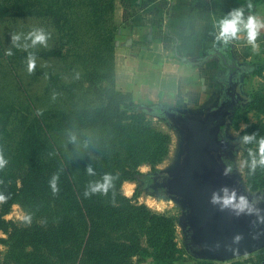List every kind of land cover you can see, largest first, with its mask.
I'll use <instances>...</instances> for the list:
<instances>
[{
  "label": "trees",
  "instance_id": "trees-1",
  "mask_svg": "<svg viewBox=\"0 0 264 264\" xmlns=\"http://www.w3.org/2000/svg\"><path fill=\"white\" fill-rule=\"evenodd\" d=\"M113 4L0 0V152L7 161L0 169V194L7 197L0 203V233L7 240L0 237V244H7L12 264H129L133 257L177 264L179 259L174 219L132 205L120 193L123 183L147 179L138 167L160 163L169 137L135 110L130 93L112 85ZM36 29L49 36L46 45L32 46L26 38ZM13 34L20 35V47L13 46ZM9 49L12 55L6 54ZM30 53L36 59L32 73ZM253 133L257 141L264 137V124L250 126L243 136ZM257 141L244 144L243 151L251 191L264 188V167L250 170L248 150L256 152ZM105 173L119 177L115 187L107 195L86 196ZM15 203L31 217L24 227L5 219Z\"/></svg>",
  "mask_w": 264,
  "mask_h": 264
},
{
  "label": "rangeland",
  "instance_id": "rangeland-1",
  "mask_svg": "<svg viewBox=\"0 0 264 264\" xmlns=\"http://www.w3.org/2000/svg\"><path fill=\"white\" fill-rule=\"evenodd\" d=\"M125 1V0H124ZM210 2L208 0H203ZM117 2L120 9L116 10ZM122 0H114L111 16V37L113 48V87L121 93H130L135 110L146 115L152 126L159 132L169 137L167 156L154 167L141 164L138 170L147 176L157 173L171 174L176 169L182 154V137L180 129L172 124L166 116L158 114L159 110L177 112L178 114H199L205 110L217 108L220 101L225 100L224 90L229 75L226 64L235 65L238 72L234 81L236 90L243 98V102L236 106L229 114L225 123L224 135L233 141L240 140L247 128L256 124H264V29L263 38L257 40L256 50L245 35H239L234 41L225 44L218 40V47L210 49L206 56L197 58L194 62L179 60L174 53L173 41L165 39L155 41L158 49L166 54L169 73H159L149 70L145 62L158 63L160 56L148 58L145 48L149 47L144 37H138L131 25L126 24V10ZM121 17V19H120ZM168 44V48H166ZM144 54V55H143ZM226 62V64H225ZM146 63V64H147ZM199 64L197 68L195 65ZM170 76L169 88L159 97L165 105H155V96L151 99V81L161 76ZM155 81V82H156ZM104 86H108L105 83ZM154 92L155 90L152 89ZM149 92V93H148ZM151 92V93H152ZM199 101L197 104L187 103ZM246 125V127H242ZM244 144H240L234 152L225 155L222 164L232 166L230 175L237 178L241 186V195L248 198L250 203H255L258 197L264 194V188L251 191L247 186L246 163L244 158ZM132 192L127 198L132 205H144L151 213L163 215L174 219L175 242L180 250L177 264L187 263L189 260H203L196 256V249L191 242V230L180 224V219L187 213L183 203L170 195L159 194L154 191V186L146 187L140 181L130 182ZM122 188V187H121ZM138 189L136 197H132L134 190ZM120 193L124 195L122 189ZM27 210L22 204L12 205L5 219L13 222L18 227L29 223ZM0 237L7 240V236L0 233ZM7 244H0V264H12L7 257ZM263 256L264 248L245 255ZM243 257V256H242ZM227 262V261H226ZM129 264H155L151 258L133 257Z\"/></svg>",
  "mask_w": 264,
  "mask_h": 264
},
{
  "label": "water",
  "instance_id": "water-1",
  "mask_svg": "<svg viewBox=\"0 0 264 264\" xmlns=\"http://www.w3.org/2000/svg\"><path fill=\"white\" fill-rule=\"evenodd\" d=\"M162 112L170 120V115ZM214 145L213 138L202 139L198 134L187 143V148L182 144L179 163L171 174L177 172L182 162H185L184 172L180 180L170 182V196L180 200L187 209L180 224L191 230L196 256L226 262L264 248V200L258 204L250 203L258 211L240 215L210 203L212 193L223 187L235 189L241 195L237 178L224 176L208 156L207 151Z\"/></svg>",
  "mask_w": 264,
  "mask_h": 264
},
{
  "label": "crops",
  "instance_id": "crops-1",
  "mask_svg": "<svg viewBox=\"0 0 264 264\" xmlns=\"http://www.w3.org/2000/svg\"><path fill=\"white\" fill-rule=\"evenodd\" d=\"M122 1L126 4L124 7L126 10V24L132 26L135 33L139 35L138 37L145 36L144 40L149 43V47L145 48L144 57L160 56L158 63L149 62L148 64L145 62L146 67L151 71L157 70L159 73H169L170 70H168L166 54L162 49H158L156 43H154L155 41L162 39L173 41L175 48L172 50H174L179 60L194 62L197 58L206 56L210 49L218 47L219 21L232 10L243 8L245 19L252 15L264 21V0H213L210 2L203 0ZM118 4L117 2L115 7L117 11L120 9ZM249 4H251V8H249ZM242 34L246 36L245 32H241L239 35ZM262 35L263 29L260 30L257 40L262 39ZM168 47V44H166V48ZM195 66L198 68L199 64ZM169 78L170 76L164 75L163 77L161 74L157 81H151V95H147L151 99L155 96V101L151 104L165 105L159 95L164 94L169 88ZM152 89L155 91L152 92ZM198 102L197 100L193 103L192 100L187 104L194 105ZM129 183H123L122 191L126 184L131 185ZM181 264H264V257L249 255L227 262L189 260L187 263Z\"/></svg>",
  "mask_w": 264,
  "mask_h": 264
},
{
  "label": "clouds",
  "instance_id": "clouds-1",
  "mask_svg": "<svg viewBox=\"0 0 264 264\" xmlns=\"http://www.w3.org/2000/svg\"><path fill=\"white\" fill-rule=\"evenodd\" d=\"M249 8H251V4H249ZM261 29H264V21H261L258 17L252 15H249L247 19H245L243 8H237L229 12L219 21V34L217 38L227 44L230 41L237 39L241 32H245L248 42L253 45V50L255 51L256 41ZM26 38L31 40L32 46H36L37 44L46 45L49 36L43 31V29H36L33 32H30ZM20 39V35H12L14 47H20L18 43ZM25 47H27V45H25ZM6 54L12 55L13 53L11 49H9ZM35 67V56L30 53L27 61L28 72L32 73L35 70ZM242 127H246V125H242ZM253 141H257V135L255 133L246 134L240 138L242 144H251ZM257 144L258 148L256 152H253L251 149L248 150V155L251 157V172H255L258 165L264 167V137H260ZM257 155L259 159H257ZM6 164L7 161L4 159L2 152H0V169L4 168ZM87 172L90 175H94L91 166L87 168ZM231 172L232 166L229 164L226 166L223 174L228 175ZM117 179H119L118 176H113L111 173H105L100 181H95L89 185V190L85 192V195L88 196L97 193L107 195L109 190L115 187L114 182ZM57 180V176H53L51 180V186L54 192L57 191ZM6 200L7 197L0 194V203L6 202ZM210 203L220 205L221 210L231 209L237 215L252 214L254 211H258L252 204H250L246 196L238 195L235 189H229L228 187H223L218 192H213ZM26 222H31L30 216L26 218ZM237 239H239V237H237Z\"/></svg>",
  "mask_w": 264,
  "mask_h": 264
},
{
  "label": "flooded vegetation",
  "instance_id": "flooded-vegetation-1",
  "mask_svg": "<svg viewBox=\"0 0 264 264\" xmlns=\"http://www.w3.org/2000/svg\"><path fill=\"white\" fill-rule=\"evenodd\" d=\"M232 66H226L229 71V75L226 81V87L224 90L225 100L219 102L217 108L211 110H205L199 114H178L177 112H166L170 115V122L176 124L180 129L182 144L187 148V143L195 137L197 134L202 139L207 137L215 140V145L207 151L208 156L218 165L221 171L225 170L222 164V159L225 155L230 154L240 147V140L233 141L228 139L224 135V128L227 118L230 112L239 104L243 102V98L238 94L236 90V82L233 80L235 73L238 69L231 68ZM165 112V111H164ZM163 112H161L162 115ZM224 114L223 117H220ZM185 120V122H183ZM187 142V143H186ZM184 147V149H185ZM186 155L183 159H185ZM184 164L178 168L175 174L157 173L150 175L145 181H140L142 185L146 187L154 186V191L159 194L172 195L170 192V182L178 181L182 177L184 172ZM230 175V174H228ZM224 175V176H228ZM223 182V179H222ZM264 200V194L258 197V200L254 204L262 203Z\"/></svg>",
  "mask_w": 264,
  "mask_h": 264
},
{
  "label": "bare ground",
  "instance_id": "bare-ground-1",
  "mask_svg": "<svg viewBox=\"0 0 264 264\" xmlns=\"http://www.w3.org/2000/svg\"><path fill=\"white\" fill-rule=\"evenodd\" d=\"M131 189H132V186H131V185H128V184H126V185L124 186V188H123L124 194H127V195H129V194H130V192H131Z\"/></svg>",
  "mask_w": 264,
  "mask_h": 264
},
{
  "label": "built area",
  "instance_id": "built-area-1",
  "mask_svg": "<svg viewBox=\"0 0 264 264\" xmlns=\"http://www.w3.org/2000/svg\"><path fill=\"white\" fill-rule=\"evenodd\" d=\"M208 1H213V0H208Z\"/></svg>",
  "mask_w": 264,
  "mask_h": 264
}]
</instances>
